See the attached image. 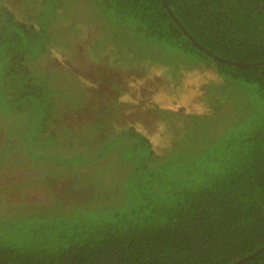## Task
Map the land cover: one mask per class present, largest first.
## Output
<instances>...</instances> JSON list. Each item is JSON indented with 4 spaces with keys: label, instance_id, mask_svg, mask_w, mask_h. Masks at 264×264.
Masks as SVG:
<instances>
[{
    "label": "trees",
    "instance_id": "1",
    "mask_svg": "<svg viewBox=\"0 0 264 264\" xmlns=\"http://www.w3.org/2000/svg\"><path fill=\"white\" fill-rule=\"evenodd\" d=\"M21 1L0 0L1 115H25L24 143L38 159L57 158L56 165L64 166L59 154L71 150V163H84L80 179L88 186L80 191L86 196L82 203L98 191L105 195L110 179L121 189L111 188L114 193L103 201L91 200L87 221L63 225L52 236L17 243L0 231V264H228L255 251L237 264H264V0H167L200 43L225 58L256 62L249 66L202 51L163 0H106L107 10L100 4L106 15L100 19L134 29L138 45L142 40L150 45L148 59L170 57L174 70H155L165 81L158 88L133 94L136 89H127L134 95L125 102L133 119L118 111V94L107 88L100 95L92 87V94L85 91L94 84L81 76V66L73 68L78 58L70 65L53 62L63 65L65 77L37 69L53 42L64 48L73 41L66 51L80 43L88 49L113 32L104 27L88 34L83 25L75 35L68 25L56 28L48 7L70 0H44L47 12L35 0L30 11L19 14ZM90 49L99 68L96 78L103 70L122 92L121 70L131 68L127 61L137 56L128 49L110 51L120 54L118 73L97 48ZM85 97L94 98L88 109ZM64 113L69 118L59 117ZM101 145L107 149L96 155ZM120 198L122 207L115 201ZM101 208L110 215L93 219L92 209Z\"/></svg>",
    "mask_w": 264,
    "mask_h": 264
},
{
    "label": "rangeland",
    "instance_id": "2",
    "mask_svg": "<svg viewBox=\"0 0 264 264\" xmlns=\"http://www.w3.org/2000/svg\"><path fill=\"white\" fill-rule=\"evenodd\" d=\"M12 1L13 0H10V4ZM77 2L78 1L70 0L68 5L64 3L59 5L56 2L53 7H48V9L54 10L51 14L54 15L53 17H55L56 22H58L56 28L58 25H68V27H70L68 32L75 35L82 33L83 25L88 34H93L100 30L106 31V29L113 32L104 35L102 39L99 41L96 40L89 45L90 48H97L100 56L104 55L108 65H115L118 73L121 64L118 59L120 54L113 56L115 53L112 52V54H110V51L117 50L121 52L124 49H128L133 52V55L137 56L138 59H136V61H127V63H130L128 65H130L131 68L126 69L123 68V66L120 67L123 69L119 77L124 80L126 84L124 90L119 92L117 90V88L120 89L119 86H117V88L113 84L111 86L109 84L110 80L104 77L103 70L102 75L96 78L94 71L99 68L92 62L94 57L92 55L93 51L90 48L83 49L85 46L80 43L75 44L74 51H66V48L73 45V41L67 42L64 48H60L56 42H53L43 57L41 59H39L40 57L38 58L39 62L37 69L38 71L41 69H47V71H49L51 69L56 73L55 78L57 74L64 76L61 73V67L63 65H54L53 62H60L62 60L64 65H70L72 59L78 58L73 68L75 66H81V76L86 79L87 83L89 81L94 84L93 86L88 84V88H86L85 91L92 94V87L96 90L97 94L100 95V92L107 88V90L109 89V94H114V96L118 94V97H116L117 100L120 101L118 111H120L123 116H126L127 119H133L135 117L133 113L135 112L133 108L127 107L125 102L134 100V95H128L127 89L131 91L136 89L135 92H131L132 94L140 93V90L145 93L146 89L149 91L153 90L159 84L164 85L165 81H162L159 75L156 76L155 74L157 70L164 73H174L173 67L169 62L170 57L164 56L161 60L151 62L147 57L149 52L148 47H150L149 43L147 41L145 43V41L143 42L142 40L140 43L142 46L138 45L139 37H137L134 29L130 28L125 30V28L129 26L110 22L104 18L100 19L101 15L106 16L102 13L103 7L100 5L105 4L104 9L107 10L106 0H82V4ZM7 3L9 4V2ZM34 3L35 0H22L20 3L18 2L16 4V11L19 14L21 12L25 13L28 10L30 11ZM40 3L43 4V9L47 12L48 9L44 4V0H41ZM46 12L43 14L41 21L46 18ZM92 16L97 19H92ZM65 33L67 32H64V34ZM140 48L144 50L140 51ZM56 54V58L52 61V57ZM87 61H89L91 65H88ZM49 64L53 65V67ZM136 64L139 67H136ZM91 68H93V71L90 75ZM145 69H152L153 74H147ZM104 78L106 82H103ZM93 99V97H91V100H88L86 97L84 98V109H88L90 105L89 102L93 101ZM162 100L168 103L169 97L164 95ZM70 102L72 104L76 103L75 100L72 99H70ZM141 111L144 113V108ZM62 112L63 111L60 109L56 111L57 114ZM1 114H4V112L0 111V231L6 234L10 239H17V243L23 242L24 238L35 240L45 236H52L56 230L63 225L85 222L90 218L88 215L90 207L87 203L91 200L95 202L103 201L105 195H107L109 191L110 194L114 193L110 190L111 188L114 190L121 189L118 183H116L117 180L115 182L114 178L110 179V182H113V184L109 186L105 195L101 191H98L94 196H91L87 202L82 203V199L86 201V196H81L80 191L82 188L88 186V181L85 178L84 180L80 179V172L85 169L84 163L75 162L72 164L71 162L74 160V157L71 150H64L59 154L63 160L62 163L65 164L64 166L60 165L58 167L56 165V163H60L56 162L57 158L54 160L51 157L43 156L41 159H38V157H35L34 149L24 143L23 125L24 122H26L25 115L23 114L21 117H4ZM84 114L85 113H80L77 117H83ZM68 115V113H64L59 117L67 119L69 118ZM138 115L139 114H137V116ZM1 117H4V119ZM91 124L92 123H90V125ZM172 138L173 136L166 137L164 141L169 142ZM113 146L112 149H114L116 145ZM101 147L102 150L107 149L101 145L95 151L96 155H99ZM62 150L61 148L57 149V151ZM157 150L162 151L159 146ZM110 154L112 155L111 152ZM112 162H116V160ZM66 164L69 165L66 166ZM135 190V185L130 187L131 193ZM115 201L118 207H122L120 204L124 203L123 198ZM112 208L114 209V205ZM109 215L110 212L106 208H101L98 212L92 209V218L95 220L105 218Z\"/></svg>",
    "mask_w": 264,
    "mask_h": 264
},
{
    "label": "water",
    "instance_id": "3",
    "mask_svg": "<svg viewBox=\"0 0 264 264\" xmlns=\"http://www.w3.org/2000/svg\"><path fill=\"white\" fill-rule=\"evenodd\" d=\"M164 2V6L167 8V10L170 12V14L175 18V20L178 22L179 26L183 29V31H185V33H187V35L192 39V41L204 52H207L209 55H211L212 57H214V59L219 60V61H225V62H229V63H233L239 66H249L252 64H256V62H242V61H234L232 59H228L225 58L221 55H218L216 53H214L213 51H211L210 49H208L206 46H204L202 43H200L188 30L187 28L184 26V24L179 20V18L176 16L174 10L172 9V7L169 5L167 0H163ZM260 250V249H259ZM256 252L254 253H250L249 255H246L236 261H233L231 263L228 264H237L240 263L250 257H252Z\"/></svg>",
    "mask_w": 264,
    "mask_h": 264
}]
</instances>
